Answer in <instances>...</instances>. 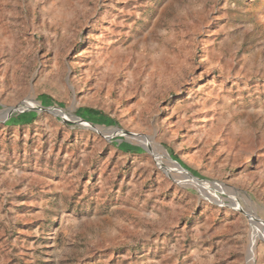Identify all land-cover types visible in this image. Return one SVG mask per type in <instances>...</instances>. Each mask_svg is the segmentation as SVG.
I'll return each instance as SVG.
<instances>
[{"label":"rangeland","instance_id":"obj_1","mask_svg":"<svg viewBox=\"0 0 264 264\" xmlns=\"http://www.w3.org/2000/svg\"><path fill=\"white\" fill-rule=\"evenodd\" d=\"M254 234L264 264V0H0V264H248Z\"/></svg>","mask_w":264,"mask_h":264},{"label":"trees","instance_id":"obj_2","mask_svg":"<svg viewBox=\"0 0 264 264\" xmlns=\"http://www.w3.org/2000/svg\"><path fill=\"white\" fill-rule=\"evenodd\" d=\"M83 112L89 117H98V118H102L103 117L102 113L100 111H98V110L86 108V109H83ZM33 114L34 113H32L29 117H31ZM103 118H105V117H103ZM123 148H124V150H126L128 152L138 151L137 148H134L132 146H124Z\"/></svg>","mask_w":264,"mask_h":264},{"label":"bare ground","instance_id":"obj_3","mask_svg":"<svg viewBox=\"0 0 264 264\" xmlns=\"http://www.w3.org/2000/svg\"><path fill=\"white\" fill-rule=\"evenodd\" d=\"M18 109L31 110V109H34V107L23 105V106L19 107ZM256 237L257 236L254 234V236H252L251 241H250L249 253H248L249 255H248V259H247L248 260V264H251L253 262L252 261V250L254 249Z\"/></svg>","mask_w":264,"mask_h":264},{"label":"water","instance_id":"obj_4","mask_svg":"<svg viewBox=\"0 0 264 264\" xmlns=\"http://www.w3.org/2000/svg\"><path fill=\"white\" fill-rule=\"evenodd\" d=\"M40 110H47V111H49L48 109H46V108H42V109H38V108H35L34 109V112H37V111H40ZM15 111V109L14 108H9L8 109V116H10V115H12V113ZM51 111H53V110H51ZM53 112H55V111H53ZM7 117V116H6ZM133 136H136V135H133Z\"/></svg>","mask_w":264,"mask_h":264}]
</instances>
